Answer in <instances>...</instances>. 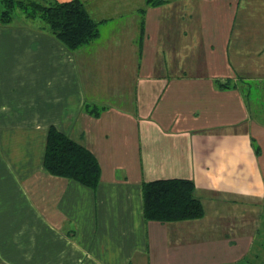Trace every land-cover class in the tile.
<instances>
[{
    "label": "crops",
    "instance_id": "crops-1",
    "mask_svg": "<svg viewBox=\"0 0 264 264\" xmlns=\"http://www.w3.org/2000/svg\"><path fill=\"white\" fill-rule=\"evenodd\" d=\"M82 1L99 35L74 50L0 26V264H264V0ZM52 126L96 188L47 171ZM171 179L202 218L145 219L143 185Z\"/></svg>",
    "mask_w": 264,
    "mask_h": 264
},
{
    "label": "trees",
    "instance_id": "trees-1",
    "mask_svg": "<svg viewBox=\"0 0 264 264\" xmlns=\"http://www.w3.org/2000/svg\"><path fill=\"white\" fill-rule=\"evenodd\" d=\"M159 6L164 0H149ZM32 15L39 17L52 34L68 49L89 44L99 35L98 23L89 14L82 0L30 5ZM47 171L58 177L74 180L96 188L100 182L101 167L95 155L75 142L69 135L50 127L45 153ZM144 217L161 223L200 219L204 208L195 196V184L187 179L156 180L143 185Z\"/></svg>",
    "mask_w": 264,
    "mask_h": 264
},
{
    "label": "rangeland",
    "instance_id": "rangeland-1",
    "mask_svg": "<svg viewBox=\"0 0 264 264\" xmlns=\"http://www.w3.org/2000/svg\"><path fill=\"white\" fill-rule=\"evenodd\" d=\"M34 3H40L42 6L47 4V0H0V26L1 27H22L23 25H31L32 29H40L41 25L48 27V25L41 20L39 12L36 16L32 15V9L30 5ZM40 25V26H39ZM49 28V27H48ZM0 36V87L6 85L8 66L12 64L9 60L8 50L6 46V34L7 31Z\"/></svg>",
    "mask_w": 264,
    "mask_h": 264
}]
</instances>
